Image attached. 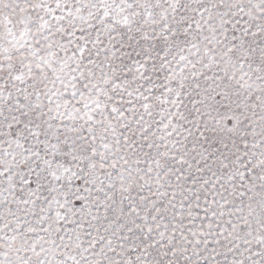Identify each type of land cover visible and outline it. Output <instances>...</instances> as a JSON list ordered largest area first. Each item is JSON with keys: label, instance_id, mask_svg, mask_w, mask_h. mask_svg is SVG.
Returning <instances> with one entry per match:
<instances>
[{"label": "snow or ice", "instance_id": "1", "mask_svg": "<svg viewBox=\"0 0 264 264\" xmlns=\"http://www.w3.org/2000/svg\"><path fill=\"white\" fill-rule=\"evenodd\" d=\"M0 264H264V0H0Z\"/></svg>", "mask_w": 264, "mask_h": 264}]
</instances>
